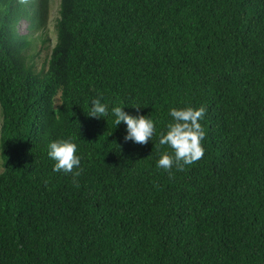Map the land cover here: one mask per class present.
Wrapping results in <instances>:
<instances>
[{
    "label": "trees",
    "instance_id": "trees-1",
    "mask_svg": "<svg viewBox=\"0 0 264 264\" xmlns=\"http://www.w3.org/2000/svg\"><path fill=\"white\" fill-rule=\"evenodd\" d=\"M47 6L0 0V264H264V0H60L38 71L17 26ZM112 106L152 139L124 142ZM187 106L203 156L166 172L159 137ZM69 137L80 168L55 172L47 145Z\"/></svg>",
    "mask_w": 264,
    "mask_h": 264
},
{
    "label": "clouds",
    "instance_id": "clouds-1",
    "mask_svg": "<svg viewBox=\"0 0 264 264\" xmlns=\"http://www.w3.org/2000/svg\"><path fill=\"white\" fill-rule=\"evenodd\" d=\"M123 109L120 106H112L110 114L115 118L114 123L117 126L121 123L126 126L124 142L132 141L143 145L151 140L154 133V121L139 112L137 115H131ZM108 115L109 106L102 102L101 96L98 95L97 98L90 101L88 116L102 119ZM168 115L171 119L166 125V131L159 137V144L171 148L173 155L164 151L156 163L157 168L166 172L170 171L173 166L177 170H183L184 165L192 164L200 159L203 156L201 141L205 135L199 123L204 115L203 107L170 108ZM47 156L54 161L53 171L55 172L71 173L73 168L79 169L81 165V157L77 154V144L71 137L48 143ZM73 175L78 176L79 172L77 171Z\"/></svg>",
    "mask_w": 264,
    "mask_h": 264
},
{
    "label": "rangeland",
    "instance_id": "rangeland-1",
    "mask_svg": "<svg viewBox=\"0 0 264 264\" xmlns=\"http://www.w3.org/2000/svg\"><path fill=\"white\" fill-rule=\"evenodd\" d=\"M60 0H49L47 14L43 26L39 29L32 28L30 20H23L17 26L18 33L27 36L31 42V49L27 52L34 60L38 71H42L48 65L51 53L57 42L56 20L58 18ZM47 69V68H45ZM60 104V97L56 99V105ZM0 117V127H1ZM3 171L0 160V173Z\"/></svg>",
    "mask_w": 264,
    "mask_h": 264
}]
</instances>
